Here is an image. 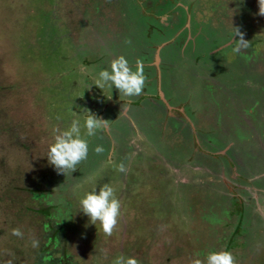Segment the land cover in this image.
Listing matches in <instances>:
<instances>
[{
	"label": "rangeland",
	"instance_id": "obj_1",
	"mask_svg": "<svg viewBox=\"0 0 264 264\" xmlns=\"http://www.w3.org/2000/svg\"><path fill=\"white\" fill-rule=\"evenodd\" d=\"M258 11V0H0V264H51L41 251L56 248L55 230L62 238L53 259L63 261L65 248L70 264H113L119 256L191 264L194 256L225 250L234 234L237 264H264V17ZM232 25L250 43L244 53L233 50ZM188 33L195 43L185 39ZM155 48L166 64L159 71ZM119 55L130 65L142 62L145 91L163 106L155 94L159 73L174 123H166L169 106L145 107L136 127L146 132L135 133L123 119L125 96L114 87H87L89 73ZM88 112L121 124L116 149L99 130L85 137L87 160L72 175L57 174L46 157L55 129L73 119L83 125ZM227 149L237 167L249 164L248 173L240 169L244 176L232 179L240 183L235 188L247 185L250 216L231 202ZM121 162L126 174L116 170ZM105 183L122 205L111 237L79 207L85 193H98ZM14 228L22 239L11 234Z\"/></svg>",
	"mask_w": 264,
	"mask_h": 264
},
{
	"label": "clouds",
	"instance_id": "obj_2",
	"mask_svg": "<svg viewBox=\"0 0 264 264\" xmlns=\"http://www.w3.org/2000/svg\"><path fill=\"white\" fill-rule=\"evenodd\" d=\"M258 9L257 15L264 17V0H258ZM232 29L233 50L237 53H244L243 50L248 49L250 43L244 39V33L239 27L232 25ZM125 43L131 44V40L128 39ZM141 63L140 60H137L136 68L133 70L125 56L113 57L108 66L102 68L98 74L89 73L91 84H88L87 87L91 88L93 85L99 89L106 86L111 89L114 87L122 96L129 98L139 96L144 91L147 79ZM109 123L110 121L100 119L95 114L88 112L83 125L78 119H73L66 129L57 127L53 142L47 149L48 163L54 167L57 174L72 175L77 170V166L88 158L89 144L85 137L95 136L99 130L107 128ZM103 151L102 146L95 148L97 154H101ZM109 163H111L110 160ZM116 170L124 174L128 171L123 162L116 166ZM79 207L80 212L89 218L91 224L99 223L100 230L106 237L113 235L121 217L122 207L113 186L105 183L99 188L98 193L96 189L85 193L79 201ZM11 234L21 239L24 236L19 228L12 229ZM32 247L38 248L39 241L33 239ZM105 256H107L106 250ZM7 264H12V262L9 260ZM113 264H139V261L135 257L119 256L113 261ZM191 264H237V261L232 252L220 250L209 252L203 260L194 256Z\"/></svg>",
	"mask_w": 264,
	"mask_h": 264
},
{
	"label": "flooded vegetation",
	"instance_id": "obj_3",
	"mask_svg": "<svg viewBox=\"0 0 264 264\" xmlns=\"http://www.w3.org/2000/svg\"><path fill=\"white\" fill-rule=\"evenodd\" d=\"M186 40H192L193 41V43H195V41H194V37L193 36H191L190 35V33H188L187 35H186V38H185ZM184 41L185 43H187V44H189V42L190 41ZM231 40V39H230ZM230 40H228V41H230ZM230 46H231V44H230ZM229 46V47H230ZM219 50V48L218 49H216V51H214V50H212L211 49V51L209 52L210 53V55H213L215 52H217ZM153 51H155V55H156V58H157V56H159L160 54H159V48H155V49H153ZM152 52V51H151ZM160 57V56H159ZM161 59H162V57H161ZM194 61H198V59H194ZM152 62V61H151ZM156 60L154 61V62H152V63H154L155 65H156V67H157V69H158V71H159V69H161V65H166L165 63H164V60L162 59L161 61H160V65H157L156 63ZM131 63V62H130ZM152 63H148V65H151ZM154 65V66H155ZM131 66H132V68H133V70H135V68H136V65L135 64H131ZM141 66H143L142 64H141ZM166 71H168V70H166ZM157 79H158V83L157 82H155V85H156V92H155V94H157V98H158V100L159 101H161L162 100V103L164 102V104H163V106L162 105H160V104H157V103H151V100L150 99H152V97H153V94L154 93H152L151 95L148 93V92H146L145 90H146V86H145V88H144V91H143V93L141 94V95H139V96H136V97H131V98H129V97H124V99H122L123 101H124V103H125V109L122 111L124 114L123 115H125V118H123L124 120H127L128 121V127L130 128V130H133L134 129V132L136 133L138 130H139V132L140 131H143V132H146V129L144 128V126L143 127H136V125L138 124V119H139V116H140V112H142V109L143 108H147V107H152V108H154V109H157V108H160V107H162L163 109H164V106L165 107H167V106H169V107H167L166 108V114H164L165 115V117H166V123L168 124V125H171V123H174V121H176L175 119H178V117L177 116H175V114H173V113H175V108H172L171 107V102L166 98V100L164 101V99L162 98V91H161V80H162V78L160 77V75H159V73H158V75H157ZM146 84L148 85V81L146 82ZM145 84V85H146ZM150 102V103H149ZM138 104V105H137ZM148 104V105H147ZM181 105V104H180ZM185 104H183V106H184ZM117 110V109H116ZM119 110V109H118ZM119 112L117 111V113H116V116H117V114H118ZM102 115V114H101ZM101 115L98 117V118H100V119H103V120H107L106 118H104L103 117V115H102V117H101ZM115 115V114H114ZM164 115H163V117H164ZM185 115V114H184ZM121 117L120 116H118V119H120ZM116 120V119H115ZM109 121H110V123H109V125H108V127L107 128H105V133H106V135H108V137H109V140L111 141V150L113 149H116V146H115V142L118 140L117 139V137H115V135H118V138L121 136V134L120 133H122V130H121V124H118V126L117 125H115V124H113V120H111V119H109ZM171 121V122H170ZM140 124H141V122H140ZM109 126H110V128H109ZM118 128V133H116V132H114L113 130V128ZM146 127V126H145ZM192 131H194V130H192ZM189 135H190V133H189ZM209 136V135H208ZM226 140V139H225ZM224 140V141H225ZM209 142V143H212V142H216V141H214L213 139H210V138H207V139H205L204 140V142ZM201 142H203V141H201ZM205 142V143H206ZM215 144H217V143H215ZM220 144H222V143H220ZM201 145V144H200ZM223 145V144H222ZM201 147H202V145H201ZM203 148V147H202ZM224 149H226L225 147H224ZM232 150V149H231ZM231 150H229V149H227L226 150V152L229 154V156H228V158L226 157V155H222V158H224L226 161H227V163H228V165L230 166V168L231 169H229V171L227 170V169H225V168H223V167H225V164H226V162H225V160H223V159H219V163L221 164V168H223V169H225V170H227V176L229 177V178H226V177H224L225 178V180H226V183H227V185L226 186H228L229 188H230V185L232 186V190L230 191V193H232L231 195L233 196L232 197V204L234 205V204H237V202H240L242 205H243V209H242V213H245V212H250V214L248 215V216H250V215H252V213H253V211H251V208L250 207H248L247 206V202H246V199L249 197L248 195H247V193H245L246 192V190L245 189H247V185H246V183H241V185H242V189H241V186H239V187H233V186H235V185H240V183H239V181H233V179L232 178H237V177H240V175L241 176H244V173H241L240 172V169H242V170H244L246 173H248L250 170H249V164L248 163H246L247 165H246V167H245V169H244V165H240L239 167H237L236 166V164H235V160H234V157H231V155H232V152H231ZM225 153V152H224ZM248 155H250L251 156V154L249 153ZM235 156V155H234ZM248 157V156H247ZM251 167V166H250ZM237 168H239V171H237ZM221 171H222V169H221ZM220 174H221V172H220ZM238 175V176H237ZM235 176V177H234ZM246 179L248 178V177H245ZM232 179V180H231ZM231 180V181H230ZM239 190H241V192H239ZM51 237H53V235H51Z\"/></svg>",
	"mask_w": 264,
	"mask_h": 264
},
{
	"label": "trees",
	"instance_id": "obj_4",
	"mask_svg": "<svg viewBox=\"0 0 264 264\" xmlns=\"http://www.w3.org/2000/svg\"><path fill=\"white\" fill-rule=\"evenodd\" d=\"M40 211H44L43 213L44 214H46V215H48L49 214V209H47V211L44 209H41ZM63 228V227H62ZM61 234V231H56L55 230V232H54V234H53V237H51V240H50V243L52 244V245H55L54 247H58V244L60 243V238H62L61 237V235H58V234ZM235 237H236V235L234 234V236L232 235L231 236V238H229V240L227 241V245H226V247H225V250H227V251H230V250H232V249H234V248H236L239 244L235 241ZM65 238V237H64ZM55 242H56V244H55ZM55 248V249H56ZM55 249H46V250H43V251H41V253L42 254H44L45 253V256H46V258L48 259V260H50L51 261V259H52V262H50L51 264H70V262L68 261V259H67V257H68V255H69V253L66 251V249L65 248H63V249H61V252H63L64 253V256H65V261L63 262L62 261V259H60L59 258V260H54L53 259V256L55 255L54 254V251H55ZM60 250V249H59ZM41 254V255H42ZM41 255H39V256H41ZM237 256V255H236Z\"/></svg>",
	"mask_w": 264,
	"mask_h": 264
},
{
	"label": "crops",
	"instance_id": "obj_5",
	"mask_svg": "<svg viewBox=\"0 0 264 264\" xmlns=\"http://www.w3.org/2000/svg\"><path fill=\"white\" fill-rule=\"evenodd\" d=\"M162 22H164V21H162ZM165 24H168L167 21L164 22V25H165ZM157 62H158V63L160 62V57H159V56H157V58H156V63H157ZM157 65H159V64H157ZM189 120H191V119H190V118H186V121H189ZM193 122H194V121H193ZM189 125H190V128L194 130V131H192V132H193V133H192V136H195V137H197V138L199 139L198 135L196 134V133H198V131H197L196 129H194L195 124L192 123V124H189ZM198 139H197V140H198ZM201 141H202V139H201ZM201 149H202V147H201Z\"/></svg>",
	"mask_w": 264,
	"mask_h": 264
}]
</instances>
